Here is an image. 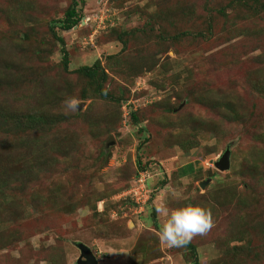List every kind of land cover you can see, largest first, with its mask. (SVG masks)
Wrapping results in <instances>:
<instances>
[{"label":"rangeland","instance_id":"1","mask_svg":"<svg viewBox=\"0 0 264 264\" xmlns=\"http://www.w3.org/2000/svg\"><path fill=\"white\" fill-rule=\"evenodd\" d=\"M14 1L0 0V264H77V243L98 264H194L160 242L162 202L211 209L198 264H264V11L83 0L58 43L71 0ZM96 60L105 78L75 74ZM138 162L154 190L141 213L123 196Z\"/></svg>","mask_w":264,"mask_h":264},{"label":"clouds","instance_id":"2","mask_svg":"<svg viewBox=\"0 0 264 264\" xmlns=\"http://www.w3.org/2000/svg\"><path fill=\"white\" fill-rule=\"evenodd\" d=\"M66 107L75 110L78 106L73 98L65 101ZM174 198L182 200L180 193L174 192ZM156 212L164 217L158 236L162 244L169 248H182L194 237L206 235L214 226L211 209L202 204L183 203L170 208L166 202L156 207Z\"/></svg>","mask_w":264,"mask_h":264},{"label":"trees","instance_id":"3","mask_svg":"<svg viewBox=\"0 0 264 264\" xmlns=\"http://www.w3.org/2000/svg\"><path fill=\"white\" fill-rule=\"evenodd\" d=\"M82 1L83 0H71L69 7L64 11V15L62 16V18H58L57 20H55L53 22V24L51 26L52 28L50 29V32L58 43H62L63 40H62V38L57 36V34L55 32L56 28L59 27V29L61 31L67 32V31H70L71 29H73L74 27L78 26L80 24V22L82 21V18H83L82 10H81V8H78L79 3ZM13 2H15V1L12 0V3ZM21 6H22V4H21ZM228 9L234 10V11L235 10H241L243 12H245V11H248V12L249 11H254V12L264 11V0H231L230 4L227 6V8L225 10L227 11ZM55 24H57V25H55ZM231 24L232 23H230L229 26H231ZM246 31L248 32L249 30H246ZM188 33L191 34L192 32H188ZM123 36H128L125 31L121 32L117 35V37L120 39L122 44L126 45L127 40L123 39ZM161 38L163 39L161 41H164V42L170 41V39L175 41V39L178 38V36L166 37V36H164V34H162ZM62 63L65 67L64 69H66V66L68 65L67 53H64ZM129 67H130V64H127L128 69H129ZM102 71L104 72V70H102L100 68V64H99L98 60H96L93 64V66H83V67L78 68L75 71V74H77L81 77L89 78V80L94 81L98 75H100L101 78H105V75ZM262 84L264 87V83H262ZM258 94L264 98V90H258ZM131 118H132L133 122L137 121V116L135 114H131ZM103 152H105V151H103ZM105 154L109 156V151L105 152ZM140 163L141 162H138V166H139L140 171L141 172L147 171L148 166L146 167V163L145 164L143 162L141 164ZM194 166L196 167V165L194 163H189V164L185 165L184 167L185 168L186 167L194 168ZM184 167L177 170V171H179L180 177H189V176H192L193 174L198 172L197 169H195V170L193 169L194 171L190 172L188 175L184 172V169H183ZM131 183H132V181H131ZM129 205H130V203H129ZM249 244L251 245V243H249ZM250 245H248V246L250 247ZM185 247L187 250H189L191 256L194 258V264H198L196 250H195L196 246L192 243H189ZM255 255H257V254H255Z\"/></svg>","mask_w":264,"mask_h":264},{"label":"built area","instance_id":"4","mask_svg":"<svg viewBox=\"0 0 264 264\" xmlns=\"http://www.w3.org/2000/svg\"><path fill=\"white\" fill-rule=\"evenodd\" d=\"M148 171L139 172L137 182L132 184L124 194V200L128 201L135 211L142 212L153 197V189L147 187ZM150 177V176H149ZM131 185V184H130Z\"/></svg>","mask_w":264,"mask_h":264},{"label":"water","instance_id":"5","mask_svg":"<svg viewBox=\"0 0 264 264\" xmlns=\"http://www.w3.org/2000/svg\"><path fill=\"white\" fill-rule=\"evenodd\" d=\"M211 163L213 164V166L217 171L219 172L227 171L230 167V150L228 149L225 150L218 160ZM200 186L203 187L204 184L201 183ZM76 247L78 248L80 253L76 261L77 264H98V260L96 259V256L93 254V252L88 246L82 243H77Z\"/></svg>","mask_w":264,"mask_h":264},{"label":"crops","instance_id":"6","mask_svg":"<svg viewBox=\"0 0 264 264\" xmlns=\"http://www.w3.org/2000/svg\"><path fill=\"white\" fill-rule=\"evenodd\" d=\"M182 167H184V166H182ZM179 168H180V167H179ZM179 168H178V169H179ZM183 178H185V177H183Z\"/></svg>","mask_w":264,"mask_h":264}]
</instances>
